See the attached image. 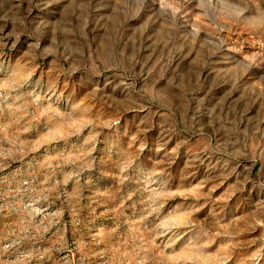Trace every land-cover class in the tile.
<instances>
[{
    "label": "rangeland",
    "instance_id": "obj_1",
    "mask_svg": "<svg viewBox=\"0 0 264 264\" xmlns=\"http://www.w3.org/2000/svg\"><path fill=\"white\" fill-rule=\"evenodd\" d=\"M128 3L138 11L139 0ZM40 5L41 0H0V32L55 19ZM111 6L112 0H93L99 9L93 13L94 21ZM157 8L165 16L175 4L161 0ZM108 19L118 39L122 23L115 12ZM54 23L49 42L50 30L42 28L45 44L38 60L48 57L51 67L63 56L75 68L80 49L72 39V23L63 18ZM145 27L133 29L121 48L133 64L144 50L139 33ZM192 27L196 29L195 24ZM91 28L90 24V35ZM173 39L161 25L154 46L163 48ZM222 84L213 81L204 95L193 97L194 104L185 102L180 118L191 138L179 147L160 132L173 131L175 112L169 119L159 114L153 118L158 120L156 135L151 136L155 146L133 145L144 153L143 167L135 173L130 172V156L118 165L123 172L97 171L94 159L71 135L79 134L84 120L64 113L47 98L32 99L29 110H38L47 127L35 134L32 129L20 133V141L32 150L11 164L13 171L18 170L14 180L0 184V196L6 194L12 205L4 209L10 215H0V253L10 244L9 259L15 264H264V106L253 113L246 94L234 96V88L218 92ZM141 87L154 89L155 81ZM111 102L130 114L136 111L137 101L127 91L112 96ZM26 103L0 94V107L7 105L10 112L9 120L0 121V137L15 141L11 116ZM56 117L68 121L67 133ZM134 119L138 124L134 115L122 114L125 128ZM95 122L102 127L110 118L97 113ZM36 127L40 129L39 124ZM151 131V125L142 131L144 144ZM12 147L13 143L0 146V158ZM4 203L0 199V205ZM158 216L167 222L166 230L152 229ZM5 235L8 240H3Z\"/></svg>",
    "mask_w": 264,
    "mask_h": 264
},
{
    "label": "clouds",
    "instance_id": "obj_2",
    "mask_svg": "<svg viewBox=\"0 0 264 264\" xmlns=\"http://www.w3.org/2000/svg\"><path fill=\"white\" fill-rule=\"evenodd\" d=\"M160 2L139 0L138 11H133L128 0H112L107 12L94 21L93 13L99 9L93 7V0H41V10L53 12L55 19H41L33 28H9L0 32V94L6 98L12 96L13 101L28 102L11 116L9 127H15V141L0 137V146L13 143V147L6 149L0 158V184L7 186L10 178L14 180L18 170L13 171L11 164L32 150L30 144L20 141V133L32 129L35 134L47 127L40 121L38 110H29L31 100L36 97L47 98L64 113L84 120L79 134H69L73 142L85 149V155L94 159L100 172H123L118 165L129 156L130 172L135 173L143 167L144 153L133 145L155 146L151 136L156 135L158 120L153 118L157 114L169 119L175 112L173 131L170 133L161 128L160 132L177 142V147L185 139H190L186 132L187 123L180 118L183 106L189 100L194 104L193 97L204 95L213 81H223L218 92L234 88V96L246 94L252 102L253 113L264 106V0H173L175 10L165 16L159 15L157 5ZM152 5H156L155 10ZM114 12L122 23L118 29L122 35L118 39L112 35L113 25L108 19ZM62 18L71 21L74 28L72 39L80 49L74 58L75 68L70 67L63 56L51 67L48 57L38 60L39 49L45 44L42 28H49V42L57 27L54 22ZM100 20L104 22L101 24ZM81 25H84L83 31ZM161 25H166L174 36L163 48L154 46V34ZM141 26H146L139 33L144 50L133 64L121 48L128 34ZM56 36L60 39L58 32ZM45 68L48 70L44 71ZM153 81L154 89L141 87ZM125 91L137 101L134 113L130 114L127 109L111 102L112 96L123 95ZM97 113L109 117L110 123L98 126L95 122ZM122 114L134 115L139 123L134 119L125 128ZM9 119L7 105L0 107V121ZM59 122L67 133L68 121ZM150 125L152 131L148 143L144 144L141 133ZM10 191L21 194L18 189ZM0 199L5 201L0 205V215H10L4 212L5 208L12 207L7 195L0 196ZM151 223L153 230L169 227L159 216ZM8 239V235L3 237V240ZM10 248V244L4 245L0 264H15L9 259L12 255Z\"/></svg>",
    "mask_w": 264,
    "mask_h": 264
}]
</instances>
